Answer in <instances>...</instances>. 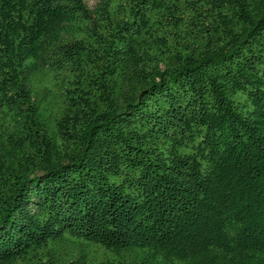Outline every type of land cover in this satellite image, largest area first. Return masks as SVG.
I'll list each match as a JSON object with an SVG mask.
<instances>
[{"label":"trees","instance_id":"obj_1","mask_svg":"<svg viewBox=\"0 0 264 264\" xmlns=\"http://www.w3.org/2000/svg\"><path fill=\"white\" fill-rule=\"evenodd\" d=\"M0 0V264H264V0Z\"/></svg>","mask_w":264,"mask_h":264},{"label":"rangeland","instance_id":"obj_2","mask_svg":"<svg viewBox=\"0 0 264 264\" xmlns=\"http://www.w3.org/2000/svg\"><path fill=\"white\" fill-rule=\"evenodd\" d=\"M85 2H86V4H87V6L90 8V9H92V8H94V6L96 5V0H85Z\"/></svg>","mask_w":264,"mask_h":264}]
</instances>
